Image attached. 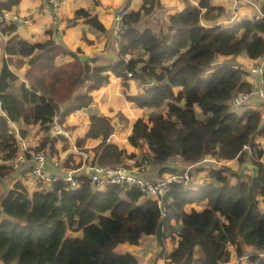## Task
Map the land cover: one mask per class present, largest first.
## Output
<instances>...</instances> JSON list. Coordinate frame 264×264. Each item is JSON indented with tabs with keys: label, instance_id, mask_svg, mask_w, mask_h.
Here are the masks:
<instances>
[{
	"label": "trees",
	"instance_id": "1",
	"mask_svg": "<svg viewBox=\"0 0 264 264\" xmlns=\"http://www.w3.org/2000/svg\"><path fill=\"white\" fill-rule=\"evenodd\" d=\"M19 1L0 0V11L11 10ZM87 1L90 8L76 10L67 25L83 19L93 31L105 33L92 14L98 2ZM249 1L258 3L261 19L225 27L214 24L225 11L211 0H182L184 8L169 17L166 33L155 34L141 24L154 12L157 0H141L123 18L115 58L105 65L97 56L86 58L53 40L27 43L14 34V26L0 28L9 36L5 54L19 57L15 63L3 61L0 68V161H11L18 151L9 123L38 126L43 136L36 150L52 154L55 140L49 133L54 120L58 117L62 123L70 114L88 109L93 91L119 79L125 88L129 80L141 86L138 95H126V100L151 111L146 121L134 123L128 137L132 147L147 149L133 165L147 160L161 168V176L210 157L236 159L239 164L248 159L258 170L255 178L234 176L223 165L212 168L196 190L171 185L172 204L165 217L135 189L96 190L84 180L72 190L59 181L38 184L41 188L29 195L17 182L0 201L1 264H138L133 255L119 254L115 248L136 246L143 236H154L161 245L164 231H172V221L180 222L178 244L169 256L173 264H192L196 247L203 264H226L229 246L237 258L264 264V211L258 200L264 197V151L255 142L264 139V124L261 113L246 109L247 103L230 105L234 94L254 93L245 81L246 72L228 63L214 65L218 56L264 57V0ZM202 20L209 26L203 27ZM25 63L28 71L22 81L10 67ZM261 79L264 84V65ZM173 88L180 90L175 94ZM89 119L90 130L77 145L100 138L93 149L96 164L117 166L124 158H135L109 141L114 132L111 118L95 112ZM173 158L181 160L182 168L165 167ZM10 171L11 166L0 165V180ZM233 177L236 183L230 185ZM203 201L204 210L184 211L187 204ZM246 248L251 250L248 255Z\"/></svg>",
	"mask_w": 264,
	"mask_h": 264
},
{
	"label": "crops",
	"instance_id": "2",
	"mask_svg": "<svg viewBox=\"0 0 264 264\" xmlns=\"http://www.w3.org/2000/svg\"><path fill=\"white\" fill-rule=\"evenodd\" d=\"M96 1L98 2V5L93 8L92 14H95L98 21L103 25L106 30L105 33L93 31L83 23V19L77 20L71 25H67L66 21L73 18L76 10L82 9L86 11L90 8L91 3L87 0H63L56 13L52 12L48 0H20L18 5L9 11L17 15L21 22L9 21L4 26H14V34L27 43L41 44L47 40H53L70 51H80L86 58L97 56L99 58L98 63L105 65L114 60L118 48L117 37L114 33L116 27V22L114 20L115 14L121 9H127V12H129L132 9L138 8L141 0ZM190 1L195 4V0ZM211 4L212 6L224 9V15L218 18L214 24L225 27L235 24L239 22V20H247L253 17L256 19L258 16H261L258 9V3L256 4L249 0L241 3V7L235 17H233V14L231 13L233 0H211ZM183 8L182 0H157L154 12L144 19L141 27L149 28L155 34H165L168 27L169 17L180 13ZM209 24L210 23L207 21H201L203 27H208ZM83 37H85L86 41ZM8 39V35L0 32V68L3 61L9 62V60L12 59L15 63V61L19 59L17 56L9 57L5 54L4 47ZM236 57H238V61H243V64H246L247 69L244 68V71L246 72L245 81L252 85L255 93L247 103L246 109L259 111L261 113L262 123L264 124V99L257 94L260 89L264 90V87L260 78L249 72L254 65L261 63L264 60V57L251 60L248 59L244 53H241ZM236 57L232 59H236ZM222 58L230 59V57ZM219 59H221V56L216 58L215 64H219ZM61 61L63 62V60ZM10 68L20 80L24 81V76L28 71L26 63L18 68L11 65ZM209 71L211 70L206 71V73H209ZM140 87L141 86L139 85L137 86L135 81L129 80L128 87L125 88L121 80L111 79L107 84L91 93L92 104L88 109L70 114L62 121V123L58 122L57 117L54 120L49 133L51 138L55 140L54 153L50 154L49 150L46 149L49 155L46 167L47 171L50 174H62L64 168L75 167V165L80 162L81 151L85 150L91 155H94L93 149L101 142L100 138L86 139L81 146L77 145V141L83 139L85 134L90 130L91 122L89 118L90 115L95 112L111 118L114 132L109 141L115 144L119 149L125 150L127 155L135 156L132 160L124 158L122 161L123 165L133 166L134 161L136 162L140 159V155L147 153V149L143 145H140V147H132L128 143V137L132 133L134 123L140 118L146 121L148 118L147 115L149 116L151 113L150 110H141L135 104L126 100V95H138L142 91V88ZM0 116H4V114L0 112ZM9 128L10 134L16 140L18 146L24 145L29 148H37L40 139L43 136V133L38 126L24 125L22 121L9 123ZM63 132H66L69 137H65ZM255 142L259 148L264 151V139L257 137ZM245 152H247V150H245ZM246 161L249 160L246 159ZM54 163L58 164L57 167L54 166ZM180 164L181 160L178 162L171 160L165 167L167 169H177ZM0 165H8L12 167L11 161H0ZM192 165V185L189 188L191 190H196V186L200 185L199 178L206 176L214 167L224 165L229 168L231 172H234L237 171L240 166L237 160L226 162L216 159L211 160L210 157H206L201 162ZM232 165L236 166L235 169L232 168ZM28 168V163H22L18 168L12 167L9 176L0 180V201L10 190H12L13 185L17 182L24 187L29 195H32L37 191L36 184L28 175ZM160 170V167L150 164L145 178L154 181L164 179L169 175L167 171H165V173L160 176ZM243 175L250 176V173L249 171L244 170L242 176ZM232 179L235 181L234 183H232ZM230 183L235 185V177L230 179ZM263 198L264 197H259L258 200L261 210L264 211V203L260 202V200L263 202ZM205 206L206 201H203L200 204L191 203L184 207V211L186 213H189L192 210L201 211L205 209ZM170 226L172 231H164L161 245L157 243L154 236H143L138 245L131 246L128 244H122L118 245L115 250L119 254L129 253L133 255L138 264H173L169 259V256L173 253L178 244L177 234L180 222L172 221ZM72 236L77 237L78 234L73 233ZM227 250L229 252V258L231 257L233 259L234 256L238 261L245 258H237L235 256V250L231 246H229V249ZM246 250L251 251L248 248H246ZM203 263L204 259L201 250L196 247L192 264Z\"/></svg>",
	"mask_w": 264,
	"mask_h": 264
},
{
	"label": "built area",
	"instance_id": "3",
	"mask_svg": "<svg viewBox=\"0 0 264 264\" xmlns=\"http://www.w3.org/2000/svg\"><path fill=\"white\" fill-rule=\"evenodd\" d=\"M62 1L48 0L52 12L56 13L58 11ZM245 1L247 0H233L231 6L233 17L236 16V13L241 7V3ZM127 13V9H121L115 14L114 20L116 27L114 33L116 37L122 32V21ZM260 19L261 16L256 18V20ZM9 21L21 22L20 18L12 12L6 10L0 11V28ZM263 65L264 60L254 65L249 71L251 74L258 76L261 82ZM253 94L255 93L238 92L231 98L230 105L235 108L241 107L249 102ZM257 94L264 99V90L260 89ZM0 112H2L1 101ZM63 135L67 138L69 137L66 132H63ZM47 160L46 150H36V148L20 145L18 146L16 155L11 160V164L13 168H18L22 163H28V175L36 184L37 190L41 188L38 187V184L46 186L59 181L63 182L69 189L75 190L84 180H87L96 190L106 189L111 186H121L125 191L131 189L138 190L142 194L143 200L157 204L163 217L166 215V208L172 204V200L168 195L171 190V185H180L184 189L190 188L192 185L191 171L193 165L184 167L178 173L169 174L164 179L151 181L145 178L149 167L147 160H143L133 166L123 164L117 166H101L95 163L94 155L84 150L80 153V162L75 167L64 168L62 174H50L46 169ZM57 165V163H54L55 167Z\"/></svg>",
	"mask_w": 264,
	"mask_h": 264
},
{
	"label": "rangeland",
	"instance_id": "4",
	"mask_svg": "<svg viewBox=\"0 0 264 264\" xmlns=\"http://www.w3.org/2000/svg\"><path fill=\"white\" fill-rule=\"evenodd\" d=\"M237 20H238V18H237ZM241 20H239V22H240ZM238 57H236V59H226V58H222L221 57V59H219V64H221V63H228L229 65H231V67H233V68H236V69H238V68H240V69H242V70H244V68H246L247 69V67H246V64H243V61H238V59H237ZM216 62V61H215ZM214 65H216V64H214ZM212 66V68H214L215 66ZM263 85V87H264V84H262ZM180 89V88H179ZM179 89H177V88H173V91H174V93L175 94H177L178 92H179ZM240 111H242L241 109H239V110H237V112H240ZM147 117H148V115H147ZM144 120V119H143ZM145 154V153H144ZM174 162H178L180 159H178V158H173L172 159ZM211 160H214V159H212L211 158ZM236 160V159H235ZM123 164V163H122ZM179 165V164H178ZM149 166H150V164H149ZM179 168H182V165L180 164V166H178ZM235 165H232V168L233 169H235ZM175 173H178V171L176 172L175 171ZM174 173V174H175ZM207 177V175L206 176H202L201 178H199V181L201 182V181H203L205 178ZM236 180V179H235ZM235 181H233V179H232V183H234ZM229 184L230 185H232L231 183H230V181H229ZM196 187H198V186H196ZM195 187V188H196ZM189 188V187H188ZM188 188H186V189H188ZM194 189V188H193ZM260 202L261 203H264V198H263V202H262V200H260ZM228 249H229V247H228ZM251 253V251H245V254L246 255H248V254H250ZM226 264H249L248 263V260H247V256H245V258L244 259H242L241 261H238V260H236V258L233 256V259L230 257L229 258V262H227Z\"/></svg>",
	"mask_w": 264,
	"mask_h": 264
},
{
	"label": "water",
	"instance_id": "5",
	"mask_svg": "<svg viewBox=\"0 0 264 264\" xmlns=\"http://www.w3.org/2000/svg\"><path fill=\"white\" fill-rule=\"evenodd\" d=\"M244 170L249 171L251 178H255L258 175L257 167L254 166L250 161H245L242 164H240L238 170L234 172H230V175L242 176Z\"/></svg>",
	"mask_w": 264,
	"mask_h": 264
}]
</instances>
